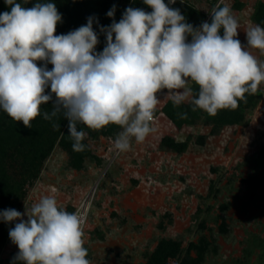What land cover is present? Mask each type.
Listing matches in <instances>:
<instances>
[{
	"label": "rangeland",
	"instance_id": "obj_1",
	"mask_svg": "<svg viewBox=\"0 0 264 264\" xmlns=\"http://www.w3.org/2000/svg\"><path fill=\"white\" fill-rule=\"evenodd\" d=\"M225 4L239 22L236 38L247 47L248 27L264 28V0H176L169 6L199 28L211 23L213 7ZM248 50L264 62L260 50ZM190 86L196 96L198 86ZM167 91L157 93L156 131L143 142L133 138L130 150L119 152L114 141L122 128L111 135L83 128L91 153L83 167L71 164L69 151L57 140L37 176L26 181L11 160L22 157L17 146L30 130L0 109V161L6 163L0 174L6 171L19 188L16 210L25 213L42 197L54 196L59 208L79 212L91 264H145L162 239L181 240L186 250L202 235L212 241L202 264H264V83L235 109L215 115L193 111L191 98L174 106ZM45 111L41 107L39 117ZM10 208L0 203L1 212ZM223 215L227 232L220 230ZM18 222L0 219V230L5 225L0 264H19L14 260L19 249L9 237Z\"/></svg>",
	"mask_w": 264,
	"mask_h": 264
},
{
	"label": "clouds",
	"instance_id": "obj_2",
	"mask_svg": "<svg viewBox=\"0 0 264 264\" xmlns=\"http://www.w3.org/2000/svg\"><path fill=\"white\" fill-rule=\"evenodd\" d=\"M143 2L150 13L129 7L118 23L101 28L106 46L97 53L95 17L68 34L55 35L62 22L55 4L25 8L16 0H5L11 10L0 13V109L32 128L41 106L52 101V110L43 112V119L62 115L68 120L73 151L85 150L82 141L87 133L77 127L82 123L95 131L109 124L120 126L114 147L126 152L133 138L141 143L156 131L152 125L162 90H168L174 106L191 98L193 111L199 108L215 115L221 109H235L264 83V62L248 50L264 54L260 25L248 27L245 47L236 38L239 22L226 4L212 8L211 23L194 28L179 9L169 7L176 0ZM114 11L115 6L107 15L112 17ZM37 61L45 63L37 66ZM192 83L199 89L196 96ZM49 86L51 92L45 94ZM179 116L186 119L187 113ZM0 219L19 221L9 230L19 249L14 257L19 264H91L84 247L85 218L59 208L54 196L42 197L25 213L6 209Z\"/></svg>",
	"mask_w": 264,
	"mask_h": 264
},
{
	"label": "trees",
	"instance_id": "obj_3",
	"mask_svg": "<svg viewBox=\"0 0 264 264\" xmlns=\"http://www.w3.org/2000/svg\"><path fill=\"white\" fill-rule=\"evenodd\" d=\"M131 2L129 6L124 5V2ZM50 2L56 5L58 12L62 16V22L57 24L55 35L68 34L71 31L78 29L79 27L86 25L88 17H95L93 23V31L97 33L98 44L96 45L95 51L97 53L102 52L106 46V34L101 32V28L109 27L113 21L119 22L125 10L129 7L140 8L145 12L150 13L152 9L144 4L143 0H20L19 3L22 7L31 8L37 3H46ZM18 3V0H16ZM115 6L114 15L109 17L107 13L113 9ZM171 8L177 9L176 6H169ZM11 7L5 3V0H0V13L10 11ZM212 20V19H211ZM115 35L113 34V40ZM45 62L39 61L37 66H43ZM53 65L48 63L47 69L51 70ZM51 92L50 86L45 90V94ZM53 95V101L55 96ZM45 107L46 111L51 112L52 110V101H49L48 104L42 105ZM169 112V109H167ZM32 128H29L28 133H24V137L27 138L22 145L17 146L18 156L21 158H13V163H17V168H19L20 176L24 181L31 180L35 178L40 170V166L44 163L47 157L50 155L52 147L55 145L57 140L59 143L65 146L71 155V164L74 167L81 168L84 165L85 158L89 155L90 150L86 144L85 139L82 143L85 145V150L82 152H76L72 149V139L69 136L68 132V120L64 117H54L51 121H47L42 117H37L32 122ZM53 124L58 125L53 127ZM81 124V123H80ZM80 124L77 125L78 130H83L87 128L90 133L96 131L89 129L86 125L83 124L81 127ZM121 128L115 124H109L105 128L99 130V132L114 134ZM48 129L50 130L49 133ZM4 148V147H1ZM6 160V159H3ZM9 162V159L6 160ZM0 167L3 170L5 167V161H0ZM15 163V164H16ZM17 174V173H15ZM17 174V175H18ZM11 177L6 171L0 174V186L3 192L0 195L1 205H7V208L12 207L13 209H18L19 205L17 204L18 197L20 195L19 188L17 187L16 182L11 183ZM20 184V183H19ZM225 211V207L223 208ZM1 212V211H0ZM222 222L220 224V230L227 232V221L226 217L221 216ZM5 226V225H4ZM4 226L0 230V247L5 240L4 236ZM212 246V241L207 235H202L197 241H190L186 250H184L181 240L178 239H162L159 242L156 250L150 255V258L145 264H171V259H177L176 264H202L206 259V254ZM183 251L185 253H183ZM195 252V255L192 253Z\"/></svg>",
	"mask_w": 264,
	"mask_h": 264
}]
</instances>
